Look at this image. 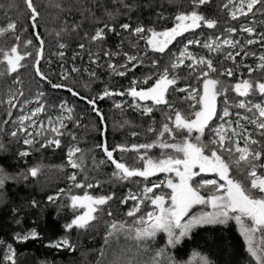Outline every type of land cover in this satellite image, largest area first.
I'll list each match as a JSON object with an SVG mask.
<instances>
[{"label":"trees","instance_id":"16d2710c","mask_svg":"<svg viewBox=\"0 0 264 264\" xmlns=\"http://www.w3.org/2000/svg\"><path fill=\"white\" fill-rule=\"evenodd\" d=\"M32 3L39 14L35 20L31 18V10L25 0H0V27L6 28L9 22L16 24L15 32L8 31L0 35V48L8 50L18 44L21 54L25 51L31 54L25 56L21 61L23 66L15 73L0 75V143L5 145L4 150L0 151V166L11 177H15L7 180L3 188H0V264H8L3 257L9 245L15 253L17 264H21L22 260H25L23 264H128L129 261L133 264H147L149 257L159 248H165L182 264L189 260L196 264L192 256L194 252L209 256L213 264H248L250 257L234 221H229L226 225L197 227L175 248L167 246L165 235L158 233L154 240L148 242L151 252L143 254H138L133 241L126 239L123 234L114 236L105 243L108 225L112 221L127 224L133 222V218L127 216V212L133 207L132 202L128 200L121 203L127 192L138 191L145 184H152L164 173L151 176L148 180L137 177L132 181L117 182L111 178L114 165L107 161L103 150L97 145L107 143L111 150L116 145L149 144L159 140L176 142L187 133H176L175 140L167 135L159 136L163 123L168 122L171 126L168 117L174 119V111L165 105L154 106L151 101L139 102L153 107L152 113L143 115L139 109L132 107V97L128 95H112L102 99L98 97L106 87L112 92H124L133 80L144 87H151L157 78L155 74L166 66L170 67V59L179 55V50L187 40L199 39L204 42L215 36L223 38L230 35L234 40L240 41L243 48L230 49L225 46L222 52L210 53L198 44L189 45V51L197 56L211 58L214 66L221 72L224 69L235 70L234 77L220 75L218 72L212 74L213 78H218L225 86L234 85L241 79L264 82V69L258 67L261 63L259 58L264 55V42L259 41L260 35L264 34V14L257 12L255 16L233 20L228 10L223 7L227 0H210L199 11L205 17L215 19L218 22L217 27L208 29L202 26L194 32L185 33L169 45L165 54H161L153 52L146 47L144 40L131 31L123 30L120 25L129 23L135 28L142 24L145 28L151 27L157 31L171 28L177 13L192 11L190 0H32ZM108 13H112L111 17ZM160 14L163 18H160ZM33 24H36L35 28ZM105 25L114 31H109ZM242 25L252 26L255 31L252 34L241 32ZM229 27H235L237 32H225ZM97 28L105 29L104 39L94 42L91 36ZM37 35L39 39L36 38ZM15 36H19L20 40L17 41ZM248 39L258 42L248 45ZM29 40L32 41L30 45L25 43ZM41 41L42 53L37 65V51L41 49ZM61 44L64 45L63 48L60 47ZM81 44L84 45L83 49L80 48ZM228 51L240 52L241 55L235 61L225 60L224 56ZM245 51L249 53L247 56L244 55ZM105 52L119 55L106 56ZM124 53L138 57L142 63H137L132 68ZM153 60L157 61L156 66L153 65ZM188 62L185 61L186 64ZM109 64L115 65L126 74L116 75L108 67ZM125 64L127 69L120 67ZM36 67H39L47 79L37 75ZM73 67L78 71H72ZM249 67L254 69L251 73L248 71ZM5 69L6 65L0 64V72ZM92 72H95V76L90 75ZM175 75L178 77L175 88L184 89L190 86L202 91V81L197 80L196 74H190L187 67L180 66ZM146 77L152 79L144 84ZM52 84L66 87L56 89ZM68 88L79 95H73ZM40 93L43 95L37 101ZM187 95L186 91L170 88L166 99L173 109L188 115L193 110L190 106L195 102L186 99ZM81 97L96 99V107L104 117L103 123L93 111L92 105ZM241 99L264 103V97L258 92L249 97H239L230 90L227 101L233 113L229 119L233 121L236 119V112L246 114L245 110L236 107ZM38 103L45 105V110L37 115L38 120L45 122L50 117H64L65 127L61 129L64 134L59 137L61 146L58 148L55 145L40 147L45 136L51 138L55 135L50 131L36 136V143L33 145L23 143L24 133H19L17 137L10 135L20 127L17 118L29 107L38 106ZM11 104H16V107H11ZM116 104L121 107H115ZM62 105L72 110V119H67L68 113ZM217 107L218 112H222L225 107L223 96L217 98ZM9 112L12 115H8ZM219 123V119H216L212 127ZM242 123L253 133L254 139L264 144V137L260 136L254 125H249L246 121ZM149 128L153 131L149 132ZM37 129L41 127L36 125L30 132ZM211 139V131L206 130L202 136L203 142L207 144ZM70 145L82 149L83 169H73L68 165L67 153ZM22 151H27L29 155L20 156ZM161 151L159 146L153 147L148 150V156L159 158ZM137 155L134 151L114 153L116 159L123 157L122 162L142 168L143 162L137 159ZM224 157L227 159V153ZM100 161L106 162L100 164ZM258 163L264 164V159ZM33 167L39 168L35 177L28 172ZM194 170L198 171V168ZM258 172H264V169L258 168ZM74 173L77 176L76 183L87 181L94 187H74L73 181L69 179ZM230 174L245 184L249 183L235 166L231 168ZM208 177L215 176L201 173L194 178V184ZM209 190L201 189V194L207 196ZM85 191L92 196L113 195V199L102 206V210L96 213L97 219L89 227L66 230L64 226L81 212L80 209L70 206L69 197L82 196ZM160 191L166 192L163 185L154 189L156 194ZM58 193L60 194L57 195ZM49 196L56 197L54 202L48 200ZM33 201L37 202L35 206ZM145 204L141 206L143 212L147 210ZM202 209L203 207L193 206L190 212L196 214ZM109 212L112 213L111 216L108 215ZM33 230L38 233V238L27 241L17 239L18 234L26 235ZM65 237L73 245L72 248L49 246L50 242Z\"/></svg>","mask_w":264,"mask_h":264},{"label":"snow or ice","instance_id":"6c2138e0","mask_svg":"<svg viewBox=\"0 0 264 264\" xmlns=\"http://www.w3.org/2000/svg\"><path fill=\"white\" fill-rule=\"evenodd\" d=\"M28 9L31 10V18L33 20L39 15L33 6L32 0H25ZM210 3V0H190L192 11L179 12L175 15L173 26L165 28L162 31H157L155 28H145L142 24L132 28L129 23H124L120 27L125 31H131L134 35L139 36L146 42V47L150 48L153 52L165 54L169 49V45L177 41V38L183 37L185 33L194 32L202 26L208 29L217 27V21L205 17L199 9ZM125 7H128L127 5ZM228 10L230 17L233 20L240 19L241 17H248L249 15L255 16L257 12L264 14V0H227L223 5ZM111 17L112 13H108ZM160 18H163L160 14ZM36 27V24H33ZM109 31L114 29L105 25ZM16 24L9 22L6 28L0 27V35H4L8 31L15 32ZM104 28H97L95 34L91 36L92 41L104 39ZM241 32L252 34L255 29L252 26H241ZM225 32L231 34L237 32L235 27L225 29ZM39 39V36L36 37ZM17 41L20 40L19 36H15ZM260 42H264V34L259 37ZM253 39H248L246 43L251 45L257 43ZM26 44H32V41H26ZM198 44L201 47L208 49L211 52H222L227 46L230 49L237 47L243 48L240 41L234 40L231 36H215L209 37L208 40L201 42L199 39H189L182 49L179 50V55H174L170 59V67L166 66L162 71L157 72L155 82L151 87H144L140 82L133 80L131 86L124 92H112L107 87L101 94L100 99L112 95H128L132 97V107L139 109L143 115H148L153 112V107L148 104H141L139 102L151 101L152 105L159 106L165 105L174 111V119L169 116L168 120L171 121V126L168 122L163 123L159 132L160 137L165 135L175 140L176 133H184L182 139L176 142H169L168 140H159L149 144H133L116 145L115 148L109 149L107 143L97 145L101 148L107 158L108 162L114 165L112 172V179L117 182L132 181L134 178H143L148 180L149 177L157 173H174L178 180L172 178L161 181L160 183L153 182L151 186L144 185L138 192L129 191L127 195L121 200V203H126L128 200L134 202L133 207L127 212L128 217L133 218L131 224L127 222L112 221L108 225V233L105 238L107 244L109 239L120 234H123L126 239L133 241L138 254L151 252L148 247V242L156 238L158 233H165L167 236V246L175 248L181 244L184 238L188 237L197 227H204L208 225H226L228 222L235 221L239 228L240 235L244 239L246 252L250 257L248 264H264V172H258L259 169H264V164H259L258 161L264 159V144L257 139L253 138V133L249 132L245 123L254 125L255 129L259 132L261 137H264V103H252L245 99H241L236 105L237 108L245 110L244 115L236 112L235 121L229 119L233 115L230 111L227 93L231 90L234 91L239 97H249L254 93H259L264 97V82L251 81L249 79L238 80L234 85L225 86L218 78H213L212 74L218 73L220 75H227L234 77V69H224L222 72L214 66V61L205 56H197L195 53L189 51L188 46ZM43 41H41V49L37 51V65L42 53ZM64 47L63 44L60 45ZM80 48H84L81 44ZM249 53L244 52L247 56ZM31 55L26 51L21 54L19 45H13L10 49L4 50L0 48V64H5L6 69L0 72V75L5 73H15L18 68L22 67L21 61L25 56ZM63 56V53H60ZM104 55L112 56L119 55V53L105 52ZM127 62L132 65V68L137 66V63H142L138 57L123 54ZM240 52L228 51L224 56L225 60L235 61L236 57L240 56ZM261 63L258 65L260 69H264V55L259 58ZM189 62L186 64L185 61ZM153 65H157V61H152ZM180 66H185L189 69L190 74H196L198 81H202V91L198 88L187 87L184 89L175 88L178 77L175 75ZM108 67L113 73L119 76H124L125 71H119L113 64ZM127 69V64L120 66ZM254 69L248 68L249 73ZM72 71H78L73 67ZM37 75L42 79H47L46 76L36 67ZM95 76V72L90 73ZM66 78V77H65ZM152 77H146L144 84H147ZM53 88H62L66 85L52 84ZM170 88L176 91H186L188 93L186 99L194 101L191 105L192 112L185 115L181 111L175 110L166 99V94ZM68 91L73 95L78 96L79 93L74 92L71 88ZM37 97L39 101V96ZM223 96L225 100V107L222 112H218L217 98ZM85 99L88 104L92 105L93 111L100 117L103 123L104 117L96 107V99ZM11 103V102H10ZM25 103H28L27 101ZM11 107H16V104H11ZM68 113L67 119H72L70 108L61 106ZM115 107L120 108V104ZM198 109V110H197ZM45 110V105L38 103V106L31 109L29 113L20 115L17 119L20 127L16 131H12L10 135L17 137L19 133H24L25 138L23 143L25 145H33L36 143L35 137L42 136L45 131H50L55 135L51 138L45 136L44 143L40 147H51L55 145L57 148L61 146L59 139L64 133L61 131L64 125V117L60 116L56 121L49 118V128L41 129L34 132H29L28 127L36 125V117L39 113ZM8 115H12L11 112ZM219 119L220 123L215 127L212 125L215 120ZM25 121L30 122L25 125ZM127 123V122H125ZM206 130L211 131L212 139L206 144L202 140ZM149 132L153 131L152 128L148 129ZM132 135H137L132 133ZM75 139V137H73ZM241 141L243 142L241 144ZM159 146L161 157L153 158L148 156V150L153 147ZM5 145L0 143V151L4 150ZM171 150V151H168ZM120 152H136L137 159L143 162V167L128 165L114 157V153ZM207 153V154H206ZM227 153V159L224 154ZM79 154V155H77ZM20 156H27V151L19 153ZM68 165L73 169H83L84 167V154L82 149L75 145H70L67 153ZM106 161H100V164ZM244 165V167H241ZM235 166L239 172L244 174L245 179L249 181L245 184L242 180L235 178L230 174L231 168ZM195 171L194 169H197ZM29 174L33 177L39 173L38 167H33L28 170ZM201 173H215L219 177V181L215 179H201L198 184L194 186V178ZM15 179L7 173L3 166H0V188H3L6 181ZM73 181V186L76 188H93L92 183L87 181L76 183L77 176L74 173L69 177ZM99 181H97V186ZM165 185L170 189V193L156 194L154 189L160 188ZM201 189H210L207 196L201 194ZM63 192V190H61ZM58 193L57 195H59ZM56 197L49 196L48 200L54 202ZM70 206L73 209H80L79 215H76L64 227L66 230L72 228L85 229L90 226L91 222L97 219L96 213L102 210V206L106 205L113 199V195L106 196H92L87 191L81 195H71ZM167 201V203H166ZM145 202H150L153 206L151 211L143 212L142 205ZM36 201L32 204L35 206ZM195 205H204L211 208V211H201L198 214H191L190 210ZM112 215L111 212L108 213ZM30 238H38V233L33 230L26 235H17V239L27 241ZM49 246L56 248H72L70 241L65 237L56 242H50ZM8 253L5 254L3 259L8 264H17L15 253L12 251L11 245L8 246ZM196 264H213V261L207 255H202L199 252L192 254ZM118 264V262H115ZM128 264H133L129 261ZM147 264H182L174 256L168 253L165 248H159L149 257ZM183 264H192V260L183 262Z\"/></svg>","mask_w":264,"mask_h":264},{"label":"rangeland","instance_id":"374dc122","mask_svg":"<svg viewBox=\"0 0 264 264\" xmlns=\"http://www.w3.org/2000/svg\"><path fill=\"white\" fill-rule=\"evenodd\" d=\"M35 107H37V106H35ZM35 107H29L28 109H26V111L24 112V114L25 113H29L30 111H31V109H33V108H35ZM53 121H56L58 118H53V117H50ZM36 119V121H37V123H36V125H37V127L38 128H40L41 127V125L42 126H45V127H48L49 128V118L45 121V122H42V121H40V120H38L37 119V117L35 118ZM30 122H28V121H25V125H28ZM36 125H32V126H29L28 127V131L30 132L31 131V129H33V128H36ZM38 130V129H37ZM202 174H212V175H214L215 177L214 178H205V179H215V180H217L218 182H221L222 183V181H219V177L218 176H216V174L215 173H202ZM167 178H172V179H174V180H178V178L177 177H175V174L174 173H171V174H168V173H164L163 175H161V177L158 179V180H156L155 181V183H160L161 181H165V185H166V179ZM145 185H148V186H151V184H145ZM165 185H163L164 186V188L166 189V192H162V191H160L159 193H157V194H160V193H164V194H168V193H170V189H168ZM194 186H195V184H194ZM142 188V187H141ZM140 188V189H141ZM139 189V190H140ZM138 190V191H139ZM159 190H161V189H159ZM138 191H133V192H138ZM165 191V190H164ZM129 192V191H128ZM127 192V193H128ZM127 195V194H126ZM130 202H132V204H134V202L132 201V200H129ZM146 204H145V206H146V208H147V210H146V212L147 211H151L152 209H153V206L150 204V202H145ZM166 203H167V201H166ZM133 206V205H132ZM143 206V205H142ZM195 206H200V207H203V209L201 210V211H211V208L210 207H207V206H204V205H195ZM196 214H198V213H196ZM193 215H195V214H193ZM231 221V220H230ZM235 222V221H234ZM162 233V232H161ZM29 234V233H28ZM164 235H165V237H166V239H167V236H166V234L165 233H163ZM62 240V239H61ZM8 247H7V250L5 251V254L6 253H8ZM13 251V250H12ZM24 261L25 260H22L21 261V264H23L24 263ZM27 262V261H26ZM28 263V262H27Z\"/></svg>","mask_w":264,"mask_h":264},{"label":"water","instance_id":"95a60500","mask_svg":"<svg viewBox=\"0 0 264 264\" xmlns=\"http://www.w3.org/2000/svg\"><path fill=\"white\" fill-rule=\"evenodd\" d=\"M157 174H159V173H157ZM156 175V174H155Z\"/></svg>","mask_w":264,"mask_h":264}]
</instances>
